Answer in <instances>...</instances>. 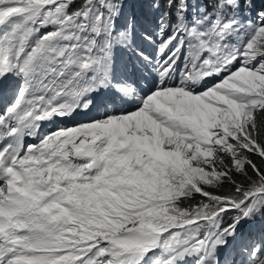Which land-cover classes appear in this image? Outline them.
Segmentation results:
<instances>
[{"label":"snow or ice","instance_id":"obj_1","mask_svg":"<svg viewBox=\"0 0 264 264\" xmlns=\"http://www.w3.org/2000/svg\"><path fill=\"white\" fill-rule=\"evenodd\" d=\"M0 264H264V0H0Z\"/></svg>","mask_w":264,"mask_h":264}]
</instances>
